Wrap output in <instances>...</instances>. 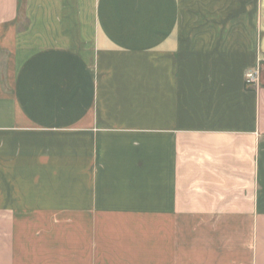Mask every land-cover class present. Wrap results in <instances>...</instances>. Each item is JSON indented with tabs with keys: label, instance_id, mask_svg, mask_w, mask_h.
<instances>
[{
	"label": "crops",
	"instance_id": "1",
	"mask_svg": "<svg viewBox=\"0 0 264 264\" xmlns=\"http://www.w3.org/2000/svg\"><path fill=\"white\" fill-rule=\"evenodd\" d=\"M264 0H0V264H264Z\"/></svg>",
	"mask_w": 264,
	"mask_h": 264
},
{
	"label": "built area",
	"instance_id": "2",
	"mask_svg": "<svg viewBox=\"0 0 264 264\" xmlns=\"http://www.w3.org/2000/svg\"><path fill=\"white\" fill-rule=\"evenodd\" d=\"M264 74V52L258 54L255 65L244 73V84L248 88L258 89L262 86Z\"/></svg>",
	"mask_w": 264,
	"mask_h": 264
}]
</instances>
